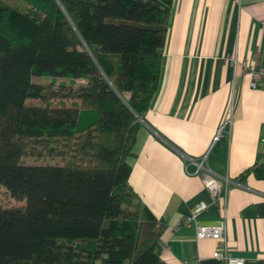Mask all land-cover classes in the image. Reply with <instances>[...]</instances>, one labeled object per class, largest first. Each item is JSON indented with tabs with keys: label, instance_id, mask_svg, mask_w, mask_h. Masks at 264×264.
Instances as JSON below:
<instances>
[{
	"label": "trees",
	"instance_id": "1",
	"mask_svg": "<svg viewBox=\"0 0 264 264\" xmlns=\"http://www.w3.org/2000/svg\"><path fill=\"white\" fill-rule=\"evenodd\" d=\"M171 3L0 0V187L22 201L0 204V264H167L128 160Z\"/></svg>",
	"mask_w": 264,
	"mask_h": 264
},
{
	"label": "crops",
	"instance_id": "2",
	"mask_svg": "<svg viewBox=\"0 0 264 264\" xmlns=\"http://www.w3.org/2000/svg\"><path fill=\"white\" fill-rule=\"evenodd\" d=\"M242 61L264 65V0H172L159 85L128 160L129 184L156 218L167 264H198L222 247L244 264H264V178L245 173L264 166V82L251 88ZM204 155L228 181L225 212L197 169ZM200 201L208 206L196 222L179 226ZM223 217L225 241L196 237V224Z\"/></svg>",
	"mask_w": 264,
	"mask_h": 264
},
{
	"label": "built area",
	"instance_id": "3",
	"mask_svg": "<svg viewBox=\"0 0 264 264\" xmlns=\"http://www.w3.org/2000/svg\"><path fill=\"white\" fill-rule=\"evenodd\" d=\"M233 63L235 65L237 62L234 61ZM241 66L243 70L250 75L249 86L251 88H257L261 82H264V65H259L258 63L251 64L247 61H242ZM218 137V135L215 136L214 140H217ZM206 156L207 155L202 156L200 160L196 162L197 169L201 172L204 187L209 192L211 201L215 202L217 200L220 203L222 210L225 212L228 196V181L225 179V183H223L222 180L215 177L211 170L204 165ZM207 206L208 204L203 201L195 203L190 211V214L179 223V226H186L196 222L199 213L205 210ZM195 234L197 238H212L225 241V217H223V219L215 225L196 224ZM212 257L222 261L223 264H244V258L228 255L225 247L215 250Z\"/></svg>",
	"mask_w": 264,
	"mask_h": 264
},
{
	"label": "rangeland",
	"instance_id": "4",
	"mask_svg": "<svg viewBox=\"0 0 264 264\" xmlns=\"http://www.w3.org/2000/svg\"><path fill=\"white\" fill-rule=\"evenodd\" d=\"M63 105H67L69 103V101H61ZM27 153L24 154V156L22 157V161L25 163H42V162H55L57 161L56 159L52 160V159H43V158H39L36 155V151L35 150H28L26 151ZM0 204L2 205H20L22 204V201H17L11 197H9L4 190L0 187Z\"/></svg>",
	"mask_w": 264,
	"mask_h": 264
},
{
	"label": "water",
	"instance_id": "5",
	"mask_svg": "<svg viewBox=\"0 0 264 264\" xmlns=\"http://www.w3.org/2000/svg\"><path fill=\"white\" fill-rule=\"evenodd\" d=\"M138 118H139V116H138Z\"/></svg>",
	"mask_w": 264,
	"mask_h": 264
}]
</instances>
